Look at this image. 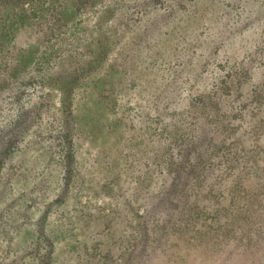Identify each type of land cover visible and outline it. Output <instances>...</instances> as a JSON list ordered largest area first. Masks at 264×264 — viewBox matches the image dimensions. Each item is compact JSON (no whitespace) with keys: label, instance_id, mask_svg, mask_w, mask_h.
<instances>
[{"label":"rangeland","instance_id":"1","mask_svg":"<svg viewBox=\"0 0 264 264\" xmlns=\"http://www.w3.org/2000/svg\"><path fill=\"white\" fill-rule=\"evenodd\" d=\"M0 264H264V0H0Z\"/></svg>","mask_w":264,"mask_h":264}]
</instances>
